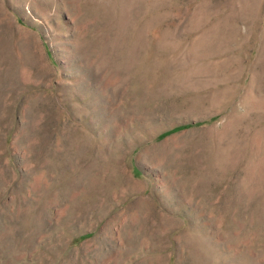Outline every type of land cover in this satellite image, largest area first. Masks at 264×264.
I'll list each match as a JSON object with an SVG mask.
<instances>
[{"label": "rangeland", "instance_id": "374dc122", "mask_svg": "<svg viewBox=\"0 0 264 264\" xmlns=\"http://www.w3.org/2000/svg\"><path fill=\"white\" fill-rule=\"evenodd\" d=\"M0 264H264V0H0Z\"/></svg>", "mask_w": 264, "mask_h": 264}]
</instances>
